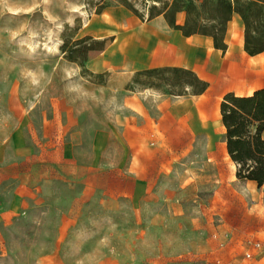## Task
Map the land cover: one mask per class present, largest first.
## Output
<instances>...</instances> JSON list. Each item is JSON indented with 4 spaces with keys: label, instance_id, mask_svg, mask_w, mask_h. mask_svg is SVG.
Masks as SVG:
<instances>
[{
    "label": "rangeland",
    "instance_id": "374dc122",
    "mask_svg": "<svg viewBox=\"0 0 264 264\" xmlns=\"http://www.w3.org/2000/svg\"><path fill=\"white\" fill-rule=\"evenodd\" d=\"M132 2L141 17L117 0H0V264H264V188L224 141L223 53L192 40L212 58L135 69L161 37L192 36ZM86 35L104 49L75 45ZM200 63L202 99L183 73H145Z\"/></svg>",
    "mask_w": 264,
    "mask_h": 264
},
{
    "label": "trees",
    "instance_id": "16d2710c",
    "mask_svg": "<svg viewBox=\"0 0 264 264\" xmlns=\"http://www.w3.org/2000/svg\"><path fill=\"white\" fill-rule=\"evenodd\" d=\"M134 15L141 17L132 1L117 0ZM147 20L162 15L168 26L181 31L184 36H206L212 40L214 49L225 52L227 23L234 14L239 15L243 24V49L249 55L264 51V0H145ZM148 1L153 4L148 5ZM100 7L97 13L101 12ZM182 13V23L176 16ZM88 45L83 50L102 51L106 38L93 39L86 35L75 45ZM77 48V47H76ZM69 58L74 59L71 55ZM164 71L186 75L183 84L191 94L203 93L209 83L200 79L193 71L181 67H164L145 70L147 74ZM221 121L225 127L226 149L237 164L239 178L256 182L264 188V87L251 95L236 96L233 92L224 95L220 104Z\"/></svg>",
    "mask_w": 264,
    "mask_h": 264
},
{
    "label": "crops",
    "instance_id": "0c3cea01",
    "mask_svg": "<svg viewBox=\"0 0 264 264\" xmlns=\"http://www.w3.org/2000/svg\"><path fill=\"white\" fill-rule=\"evenodd\" d=\"M125 11L129 12L127 9H125ZM178 15H182V13H179ZM103 16L105 18L108 17L107 14H103ZM153 19L158 20L159 24L168 25L162 15L156 16ZM232 25L239 34L243 35L242 21L239 15L234 14L232 19L227 23V30L225 34L227 49L225 52H222L220 49H214L212 40L206 36L203 37L204 39H201V37L197 35H191V39L187 41L181 39L178 34L174 33L170 36L158 39L156 41V47L154 46V54L152 52H147L145 57L136 62L135 69L145 68L151 65H177L179 63H183L186 59H190L188 54L191 51H193V56H195L193 57L194 65L199 62L200 55H207L210 60L212 58L211 54L206 53L203 49L199 48V44L191 43L192 40H206L211 46V50L216 52L221 51L223 53V59H221L217 64L218 75L215 83H221L220 87L223 93L233 92L236 96L250 95L253 91L264 87V51L254 55L247 54L243 49V36L241 37L239 43L234 45L231 37L228 39V30ZM186 38H190V36H186ZM202 67L203 71L201 69L197 71L199 78L207 81L208 83L214 81V78L206 74V66L204 65ZM245 72H248V74ZM251 73H253V75L249 76ZM258 82L261 84H258ZM207 90L208 88L203 93L194 95L195 97L193 98H204Z\"/></svg>",
    "mask_w": 264,
    "mask_h": 264
},
{
    "label": "built area",
    "instance_id": "2783aa9c",
    "mask_svg": "<svg viewBox=\"0 0 264 264\" xmlns=\"http://www.w3.org/2000/svg\"><path fill=\"white\" fill-rule=\"evenodd\" d=\"M253 247L258 248V247H259V243H258V242H255V243L253 244ZM246 256L249 257L250 254L247 253Z\"/></svg>",
    "mask_w": 264,
    "mask_h": 264
}]
</instances>
